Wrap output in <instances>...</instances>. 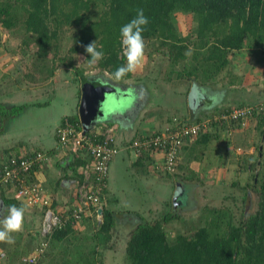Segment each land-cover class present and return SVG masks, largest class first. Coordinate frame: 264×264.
<instances>
[{
  "label": "rangeland",
  "instance_id": "1",
  "mask_svg": "<svg viewBox=\"0 0 264 264\" xmlns=\"http://www.w3.org/2000/svg\"><path fill=\"white\" fill-rule=\"evenodd\" d=\"M13 1H10L12 3ZM17 3V9L15 13L18 16L17 24L8 30H3L0 26V33L5 37H0V95L8 93L9 97H12L15 102L19 104H31L42 103L48 101L54 97L53 102L44 107H27L20 111L17 115L5 122V128L7 129V140L12 145L24 144V140L19 138L15 143V133L31 135L30 129L42 130L46 127V117L49 112L55 113L58 110L59 101L57 97L65 96V88L71 89L72 82L76 84V88H79V78L72 68L76 67L81 71V74L90 80L109 79L110 76L98 67L99 62L94 67H89L86 60L90 59V56L85 53L84 45H80L79 42L74 41V36L79 35V27L77 25L71 26L69 24H59L55 22L52 17L47 20V30L50 33L56 28V35L50 44L43 50L38 48V44L35 41L34 35H31L27 31H24L21 22L24 18V11L22 6ZM21 6V7H20ZM102 11L101 6H96L92 9L91 14L83 12L85 18L88 19L86 23L95 22L100 17ZM173 34L175 35L176 44H186L195 39L193 31L195 30V20L189 13H175L172 19ZM92 35V34H91ZM90 37V35H88ZM181 39L179 43L178 39ZM95 41L97 48V38H90L88 44ZM145 41V60L140 70L135 73L128 74L127 79L122 81H113L116 86H119L123 92L126 93L128 99L135 98L136 93L132 86H141L145 77L147 79H153V85L162 84L178 85L179 88H184L183 85L191 86L192 80L197 84L201 82L200 78L206 74H211L212 71H208L207 66L203 65L200 61L201 57L194 58L195 54L191 50L190 46L181 50L183 58L177 60L175 64H171L168 58V47L162 43V40L156 36H152ZM87 44V45H88ZM78 46V51L73 49ZM251 49V48H250ZM177 49H174V52ZM253 51V57L258 59V67L263 68L264 52L262 48L259 50L251 49ZM122 51V48H121ZM244 52V50H243ZM122 53V52H121ZM245 54V53H244ZM249 55V54H248ZM242 60L243 54L241 52L227 53L226 59L230 64L224 66L215 76L214 79H218V82H222V87H227L233 100L240 99L242 97H235L240 93L238 85L234 84L230 80L228 72L232 70L231 61L234 57ZM199 59V61H198ZM248 65V64H247ZM66 66V67H65ZM249 66V65H248ZM151 68L150 75L147 74L148 69ZM212 68V67H210ZM155 70V71H154ZM204 72V73H202ZM260 73L261 70H259ZM153 75V76H152ZM102 78V79H101ZM222 78V79H220ZM72 81V82H71ZM71 82V84H69ZM104 82V81H103ZM166 82V85L165 83ZM144 83V82H143ZM185 83V84H184ZM228 83V86L227 84ZM145 84L151 86V81H145ZM233 85V87H230ZM78 86V87H77ZM264 82H260V87ZM138 88V87H137ZM243 89V88H242ZM129 90V91H128ZM79 92V90H78ZM262 94V93H260ZM240 96V95H239ZM171 98L166 96V100L163 97L160 108H165L172 104ZM130 100V99H129ZM168 100V101H167ZM250 100V99H247ZM159 104V102L157 103ZM252 103H246L245 105H251ZM258 104V103H255ZM264 106V102H260ZM254 105V103H253ZM175 106V104H174ZM166 110V109H165ZM173 108H168L166 111L155 110L154 116H157L158 121H164L167 119L171 112H175ZM258 115V114H256ZM257 118L246 119L242 124L238 122L242 130L241 139L247 145L236 149L233 153L225 147L222 152V160L214 161L221 163L216 169L211 170L208 165L207 170L200 172L195 162L194 163L184 161L185 158L181 157L178 167L171 175H163V177H170V181L164 180L158 186L153 183L151 186L146 185L141 194L137 190L138 183L136 180H131L130 192H128L125 204L130 203L132 207H136L139 211H145L142 217V221L153 222L154 220H160L164 213L172 212L176 218L167 224L163 225V230L167 236L168 241L175 235L180 234L184 237H191L194 232L203 227L210 218L216 214V210L219 211L221 218H219V228L224 227V222L227 220L234 226L238 225L242 217L248 216V214L256 210L255 195L251 189L253 183V177L257 174L258 168L253 165V162H257V165L261 163L262 157L258 153L264 152V122L258 125ZM41 121V123H40ZM41 127H38L39 124ZM166 123V122H165ZM235 124V123H234ZM246 124V125H245ZM29 127V128H25ZM32 130V131H33ZM23 138H26L24 136ZM50 144V143H47ZM256 148L259 150H256ZM8 152L0 153V159ZM236 154V155H235ZM194 161V160H193ZM255 162V163H256ZM259 162V163H258ZM193 166L197 174L185 173V165L187 168L189 165ZM42 166V165H41ZM180 168V169H179ZM182 170V171H181ZM195 175V176H194ZM197 175V176H196ZM86 182L84 181V184ZM183 184L188 186L189 190L185 201L183 197L181 201L175 199L172 203L170 200L172 191L179 189ZM192 185V186H191ZM175 188V189H174ZM133 190V191H132ZM5 195L9 197V194L4 191ZM126 193V192H125ZM246 198L243 202L242 198ZM156 201L162 202L158 207H149L151 203ZM121 200H118L120 203ZM243 202V203H242ZM16 205V204H11ZM174 205V206H173ZM22 206V205H16ZM103 207V205H101ZM149 207V208H147ZM2 204L0 197V217L7 215V209ZM25 213L24 230L20 233L14 234L15 243L12 245L6 243H0V264H22L21 258L25 256H34L47 250L49 251L52 244V252L49 254V258H44L43 262L48 264H83L79 259V254L87 255L88 259L93 257L90 251L95 248L94 238L98 235V226L101 221V216L95 221L91 217H83L77 224L71 225L70 231L64 234L63 242L50 241L47 238V245L41 252H38L40 243L43 242L42 237L39 235L38 228L40 224V213L36 208H27ZM214 210V211H213ZM118 221V217H116ZM121 219V218H119ZM121 227L119 224L114 225L110 231V240L107 245L108 249L103 250L99 254V260L102 264H127L123 258V250L125 247V238L122 237ZM51 242V244H50ZM6 257V258H5ZM39 262V261H38Z\"/></svg>",
  "mask_w": 264,
  "mask_h": 264
},
{
  "label": "trees",
  "instance_id": "2",
  "mask_svg": "<svg viewBox=\"0 0 264 264\" xmlns=\"http://www.w3.org/2000/svg\"><path fill=\"white\" fill-rule=\"evenodd\" d=\"M16 2L24 11L21 22L24 31L34 35L40 50L45 49L56 35V28L50 33L47 30V20L52 16V19L59 24L77 25L80 28L79 35L74 36V41L79 42L80 45H87L90 38H97V43L103 46L105 54L104 59L99 61L98 67L110 76L108 80L101 79L111 83L128 77L126 75L117 80L112 73L125 63L121 53L120 28L136 16L137 9H143L145 16L149 18V23L143 32L144 39L152 36L161 39L168 47L167 59L171 64L183 58L180 52L188 46L195 54L194 58L201 57V63L207 66L208 71H212L211 74L202 76L201 80L213 79L227 65L228 52L236 53L250 48L264 49V0H0V26L5 30L17 24ZM96 6L102 7L100 17L95 22L86 23L88 19L83 12L91 14ZM178 12L189 13L195 20L196 27L193 31L195 39L188 42V45L176 44L175 41L172 19ZM177 39L180 43L181 39ZM77 49L78 46L73 51L77 52ZM174 49L177 50L174 52ZM72 69L76 76L81 74L76 67ZM25 108L26 104L8 107L0 104V123L9 120ZM225 108L229 107L217 110ZM250 118H257V123L260 125L264 122V110L258 115L253 113ZM237 125L238 122L212 126L208 132L198 135L191 141L201 139V142L207 143L211 138H217L216 135L211 136V133H214L211 130L228 131ZM2 132L0 125V134ZM258 154L262 157L261 163L257 165L255 161L256 163L253 162L251 165L258 168L251 186L257 199V207L254 212L242 217L238 225L234 226L227 220L220 229L221 215L216 210L215 213L213 212L216 215L206 221L203 227L198 228L191 237L177 234L168 241L163 225L176 218L175 214L168 212L160 220L141 221L131 230L125 242L123 260L127 264H264V152ZM150 156L147 154L143 157ZM3 195L5 194L1 190L0 197L5 207L12 203L19 205ZM242 201H246L244 195ZM92 215L94 217V214ZM133 215L140 218L137 214ZM100 216L98 235L94 238L96 250H90L95 258L90 260L87 255L82 256L81 253L79 259L83 264H102L99 254L108 249L106 245L110 240V231L114 227V213L101 207ZM93 217L92 220L95 221ZM71 227L66 225L55 229L49 235L42 237V240L46 245L47 238H50L52 243L63 242L64 234L70 231ZM52 247L51 244L49 251L44 249L45 251L39 253L34 264H48V261L43 262V260L50 259L48 256L50 252L53 253Z\"/></svg>",
  "mask_w": 264,
  "mask_h": 264
},
{
  "label": "crops",
  "instance_id": "3",
  "mask_svg": "<svg viewBox=\"0 0 264 264\" xmlns=\"http://www.w3.org/2000/svg\"><path fill=\"white\" fill-rule=\"evenodd\" d=\"M0 37H5L2 32L0 33ZM259 49L260 48H257L255 50ZM251 51L253 50L244 49V52L241 51L243 54L242 60H239L235 56L231 61V64L233 65L232 70L229 71L227 75L234 84L243 88H241L239 91L240 93L235 96L242 97L241 100L237 99L235 102L233 100L234 98H232L233 96L230 95L227 90V87H222L223 83H219L216 78H211V80L200 79L201 82L199 84L192 80L189 88L187 85H183V89H178V85L176 86L172 84L167 86H163L159 83L158 85H153V79H147L150 80L152 84L151 86H149V84L147 86V84H145V81L147 80L143 77L144 79L142 80H144V83L141 82V86H137L138 88L135 86L129 88L135 90L136 96L134 99L131 97L129 98L130 100L127 107L121 111L113 113V115L107 117V119H104L103 122L105 124H99V126L105 125L111 128L113 142L117 148V153L109 163L107 182L103 191L101 203L104 208L114 213V225L119 224V226H122L121 232L123 239H128L129 233L142 221L140 218H144L142 216L145 212H140L136 207L130 206V203L125 204L127 198L126 194L131 191V180L137 181V190L140 194L141 189L144 192L143 188H145L146 185L151 186L155 183L159 186L164 180L170 181V177L165 178L158 175L157 172L153 170V166L160 162L159 154L154 153L149 158L134 157L131 152L125 149L127 142L134 136L146 135L153 131H159L166 124H170L172 120H193L195 118L204 117L222 107H235L245 105L246 103L259 104L260 102H264V88L263 86L260 87V82H264V66L262 69L258 67V59L253 57L254 55ZM261 51L264 52V49ZM261 61L264 62V59H261ZM227 64L229 66V60L227 61ZM148 70L147 74L150 75L149 72H151V68ZM259 70L263 73H260ZM71 82L69 84H71ZM164 83L166 85V82ZM112 84L115 85L114 83ZM226 84L228 86V83ZM2 85H0V88ZM71 85L73 88H65L64 97H57V99L61 100L59 101V104L62 106L59 105L58 110L55 113H51L52 111L49 112L46 117L47 125L45 129L33 130L29 127H25L29 128L28 130L31 132V135L24 134L22 136V134L17 135V133H15L14 136L12 135V137L15 138V143L18 142L20 137L22 140L25 139L23 145H20V143L18 145H13L14 143L11 145L10 141L6 138L8 134L7 129L5 128L6 121L0 123L3 129L2 134H0V153L5 151L9 154L26 153L36 149L46 152L47 160L42 166L34 171L33 178L36 180L42 192L51 199L52 207L55 210H60L64 207L66 208L73 203L76 192L82 187L84 181L88 179L90 174V165L86 156L64 155L63 152L59 151L55 140V128L59 124L60 119L63 117H74V119H77L78 117L77 106L79 102V88L77 90L75 86L76 84L73 82ZM191 87H195L196 90V92H194L195 95H192L194 101L192 107H190L191 105L187 100V94ZM230 87H233V85H230ZM120 92H123V90L120 89ZM8 93L11 92H6V94L0 95V104L6 107L11 105H23V103L19 104L18 102H15V98L13 99L12 97H9V95H7ZM166 96L174 97L171 98V101L173 102L172 104L169 103L168 107L160 108L159 106L162 104V98L164 97V100H166ZM53 99L54 97L46 102L26 104V108L33 106L41 107L40 105L35 104H42V107H44L51 104ZM158 102L159 104H157ZM168 108H173L177 111L171 112V114H169L171 117H167L164 121H158L157 116L153 115L155 110L166 111ZM40 123L38 124V127H41ZM211 132H214L211 133V136H217L216 139L211 138L207 143L201 142V139L197 141L195 139L188 144H185L178 153V162L179 160L182 161L183 158L181 159V157H184V161L186 162H189L190 160V162L194 163L195 160H197L195 164L197 166L199 165L198 168L201 170L200 172L207 170L208 165L211 164L212 165L209 166V168L214 170L221 165L219 162H216L215 164L213 163L214 161H219V159L222 160L224 153H218H220V151L222 152L225 147L229 150V146L231 145L230 150L232 153L233 151L236 152L235 150L239 149L243 144L247 147L241 139L242 130L240 125H237L228 131L221 130L216 132L211 130ZM24 136H26V138H23ZM192 163L188 168L187 165L184 166L186 174L187 172H189V174H197V172H195L196 170L193 169ZM188 190L189 188L186 184L179 187L178 191H180L181 194L177 197L178 201H181L182 197L185 201L186 197H188ZM119 199L121 200L120 203H118ZM161 203L162 202H158L157 205L155 201L154 203H151L149 207H158ZM167 213L168 212L164 213V215ZM133 214H137L140 218ZM87 217L92 218L93 215L91 214L86 216V218ZM116 217H118V221Z\"/></svg>",
  "mask_w": 264,
  "mask_h": 264
},
{
  "label": "built area",
  "instance_id": "4",
  "mask_svg": "<svg viewBox=\"0 0 264 264\" xmlns=\"http://www.w3.org/2000/svg\"><path fill=\"white\" fill-rule=\"evenodd\" d=\"M262 104L242 105L217 110L205 117L185 120H172L161 130L146 135L135 136L127 142L125 149L134 157H143L157 153L160 162L153 166L158 175H171L175 172L178 153L185 143L198 135L208 132L212 126L241 124L254 114L263 112ZM56 144L64 155H84L90 165V174L86 183L76 192L73 203L66 208L55 210L51 199L46 196L36 180L34 171L47 160L45 151L36 149L26 153L8 154L0 159V190L9 194V198L27 208H36L40 213L38 228L41 237L66 225L77 224L83 217L100 215L101 199L106 187L108 167L117 153L111 128L107 126L83 127L78 117H63L55 128ZM5 193V192H4ZM38 252L46 246L43 241ZM37 256V255H36ZM23 264H34V256L21 258Z\"/></svg>",
  "mask_w": 264,
  "mask_h": 264
},
{
  "label": "clouds",
  "instance_id": "5",
  "mask_svg": "<svg viewBox=\"0 0 264 264\" xmlns=\"http://www.w3.org/2000/svg\"><path fill=\"white\" fill-rule=\"evenodd\" d=\"M148 23L149 18L145 16L144 10L137 9L136 16L120 28V42L125 63L112 73L115 79H122L142 68L146 47L143 32ZM84 50L90 56V59L86 60L90 68L104 59L103 46L98 49L95 41L86 45ZM6 211L7 215L0 217V243L12 245L15 243L14 234L24 230L26 209L24 206L10 205Z\"/></svg>",
  "mask_w": 264,
  "mask_h": 264
},
{
  "label": "water",
  "instance_id": "6",
  "mask_svg": "<svg viewBox=\"0 0 264 264\" xmlns=\"http://www.w3.org/2000/svg\"><path fill=\"white\" fill-rule=\"evenodd\" d=\"M79 102L77 106L78 119L83 127L91 128L99 124H105L103 121L116 113L125 109L129 104V99L125 92L111 82L90 80L84 75L79 74ZM195 87H191L187 100L192 107L195 95ZM194 97V96H193ZM176 189H178L176 187ZM177 192V191H175ZM176 194L172 198V203L176 199ZM97 214H101V209L97 210Z\"/></svg>",
  "mask_w": 264,
  "mask_h": 264
},
{
  "label": "flooded vegetation",
  "instance_id": "7",
  "mask_svg": "<svg viewBox=\"0 0 264 264\" xmlns=\"http://www.w3.org/2000/svg\"><path fill=\"white\" fill-rule=\"evenodd\" d=\"M115 86H116V84H115ZM117 87H118V86H116L115 88L117 89ZM175 191H177V192H175ZM174 194H176L175 196H176V198H177L181 193H180V191H178V189H175V190L173 191V195H172V197H171L170 200H172V198L174 197ZM177 200H178V198H177ZM173 206H174V205H173Z\"/></svg>",
  "mask_w": 264,
  "mask_h": 264
}]
</instances>
